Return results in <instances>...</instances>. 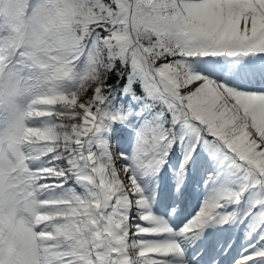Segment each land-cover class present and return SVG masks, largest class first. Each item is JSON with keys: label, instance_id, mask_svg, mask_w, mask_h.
Here are the masks:
<instances>
[{"label": "snow or ice", "instance_id": "6c2138e0", "mask_svg": "<svg viewBox=\"0 0 264 264\" xmlns=\"http://www.w3.org/2000/svg\"><path fill=\"white\" fill-rule=\"evenodd\" d=\"M0 264H264V0H0Z\"/></svg>", "mask_w": 264, "mask_h": 264}]
</instances>
